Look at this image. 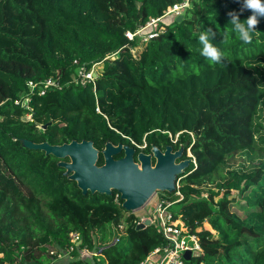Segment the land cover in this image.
I'll return each mask as SVG.
<instances>
[{
  "label": "trees",
  "instance_id": "obj_1",
  "mask_svg": "<svg viewBox=\"0 0 264 264\" xmlns=\"http://www.w3.org/2000/svg\"><path fill=\"white\" fill-rule=\"evenodd\" d=\"M183 1L0 0V264H53L58 252L73 254L60 264H141L163 239L153 222L136 229L133 212L117 233L126 209L116 190L83 193L59 158L21 138L90 139L98 164L106 141L136 152L183 145L190 162L172 211L202 248L186 263L264 264V161L233 164L264 147V16L245 44L228 23L230 11L251 15L243 0H188L179 20L163 15ZM152 17L165 27L143 44L125 34ZM205 28L225 53L221 64L200 54ZM93 64L101 70L81 80L78 68ZM47 79L58 85L44 87Z\"/></svg>",
  "mask_w": 264,
  "mask_h": 264
},
{
  "label": "water",
  "instance_id": "obj_2",
  "mask_svg": "<svg viewBox=\"0 0 264 264\" xmlns=\"http://www.w3.org/2000/svg\"><path fill=\"white\" fill-rule=\"evenodd\" d=\"M179 13L176 19L179 20ZM95 75V73H94ZM30 118L25 115L24 119ZM44 124L42 127L44 128ZM25 147L44 150L45 154H53L57 164L64 167L63 174L76 181L83 193L101 192L111 194L116 190L122 198V206L132 210L142 206L154 192L161 190L171 192L175 188L178 175L185 170L190 158H181L183 145L177 149L168 144L164 150L153 144L150 152L138 151L129 144L106 141L101 149L103 162L97 163L99 149L90 139L50 143L21 138ZM123 152V155H114ZM154 158V161L152 160ZM150 223L149 218L137 222L136 229ZM198 250H185L183 256L190 260L198 255Z\"/></svg>",
  "mask_w": 264,
  "mask_h": 264
},
{
  "label": "built area",
  "instance_id": "obj_3",
  "mask_svg": "<svg viewBox=\"0 0 264 264\" xmlns=\"http://www.w3.org/2000/svg\"><path fill=\"white\" fill-rule=\"evenodd\" d=\"M181 3H175L169 8H171V10H175L177 7H179L178 5ZM167 10L165 12H168ZM158 19L159 17H152L148 21H146L145 24L140 25L134 31L129 29L126 30L125 34L129 38H133L135 35H138L139 43H142L148 38L155 36L158 31L162 30L155 29L153 27L154 24L158 21ZM149 26H152V30L147 32L145 29ZM93 67L94 64L90 69H86L83 65H81L78 68L79 78L81 80L92 79L95 73ZM36 83L37 82L32 81L28 82V85L30 86L31 90L35 88ZM40 83L44 87L50 85H58V83H56V81L53 79H47L41 81ZM38 92L43 93L44 88L42 86L38 87ZM24 102H26V98L24 99ZM187 151L189 152V154L187 155L191 156V159L195 162V158L192 155L189 147L187 148ZM172 191L174 193V198L166 192L165 194H161L158 199L157 197L154 199L155 204L148 218L150 219V223L153 222L156 224L158 230L161 232L163 239L159 245L155 246L148 252L146 257L141 261V264H147L154 257V264H187L186 259L183 256L185 250H198L199 252H201L202 250L198 233L196 231H191L190 227L188 225H185L183 221H181L180 217H175L172 209L170 208L174 202L180 200L183 197L179 189V178H177V180L175 181V188ZM156 193L157 191L153 194H155L156 196ZM117 195H119V193H117ZM69 238L75 243H78L80 241L79 233L75 231L69 233ZM4 264L17 263L6 262Z\"/></svg>",
  "mask_w": 264,
  "mask_h": 264
},
{
  "label": "rangeland",
  "instance_id": "obj_4",
  "mask_svg": "<svg viewBox=\"0 0 264 264\" xmlns=\"http://www.w3.org/2000/svg\"><path fill=\"white\" fill-rule=\"evenodd\" d=\"M187 3H188V0H184L181 4H179L178 6L179 7H177L175 10H171V8H169L167 11L168 12H165L164 13V16L168 19V20H170V19H172L173 18V16H175V15H178L179 13H181V14H183L182 13V11L184 12V10H185V6L187 5ZM171 10V11H170ZM178 12V13H177ZM3 13L6 15V12H4L3 11ZM160 22V21H159ZM159 22H156L155 24H154V28L156 29V28H158V29H163L165 26L163 25V24H160L159 25ZM147 32L148 31H151L152 30V26L150 27H148V28H146L145 29ZM143 44V43H142ZM141 49V45L139 44V45H137V46H134L133 48H132V51H133V53L135 54V55H137V52H139V50ZM93 70L95 71V72H98V71H100L101 70V66L100 65H94V67H93ZM143 145H141L140 147H142ZM263 146H264V143H263ZM256 150H255V154H254V156H252V157H250V156H248L247 154H245V153H239V154H237L236 155V157H235V162L233 163L234 164V166L235 167H237V166H240L242 163L245 165V166H254L255 164H257L259 161H264V147H256L255 148ZM142 151V150H141ZM135 153H137V152H135ZM187 154H189V152L187 151ZM248 168V167H247ZM250 168H253V167H250ZM155 193V192H154ZM166 193V191H161V190H158L157 191V193H156V196H155V194H152V196L142 205V206H140V207H137V208H135V209H132V210H126L125 211V213H124V215L122 216V217H120V219H119V223L118 224H115L116 225V228H115V230L117 231V233L118 232H124V230H125V225H126V221H125V219H124V216L126 215V214H128L129 212H133L136 216H137V222H140V221H143V219H145V218H148V216H149V214H151V212H152V208H153V206H154V199L157 197V199L159 198V196L161 195V194H165ZM233 195H235L236 193H235V191H233ZM171 209L173 208V205H171V207H170ZM232 209H236L238 212L240 211V209L239 208H237L236 206H233L232 207ZM202 227H205V228H210V225L208 224V222H204V223H202ZM201 228V226H198L197 227V229L199 230ZM112 239H113V237H112ZM48 248H49V251H51V250H54V249H52L53 247L52 246H50V245H48L47 246ZM89 253H90V251H88V250H86V249H82L81 250V255L82 256H86V257H88L89 256ZM71 258V257H73V254H71V253H68L66 256H63V255H61L59 252H58V254L56 255V257L53 259L54 260V262H53V264H60V263H62L63 262V260H64V258ZM154 260H155V257L154 258H152V260L150 261V262H148L147 264H153L154 263Z\"/></svg>",
  "mask_w": 264,
  "mask_h": 264
},
{
  "label": "clouds",
  "instance_id": "obj_5",
  "mask_svg": "<svg viewBox=\"0 0 264 264\" xmlns=\"http://www.w3.org/2000/svg\"><path fill=\"white\" fill-rule=\"evenodd\" d=\"M242 7L250 10L251 15L242 20L236 12L230 11L228 23L232 26L231 32L235 33L240 41L248 44L252 42L253 33L257 32L258 17L264 16V0H243ZM214 35L212 28H205L196 35V38L201 45V56L211 64H221L226 56L224 51L213 43ZM223 40L227 43L228 36L225 35Z\"/></svg>",
  "mask_w": 264,
  "mask_h": 264
},
{
  "label": "flooded vegetation",
  "instance_id": "obj_6",
  "mask_svg": "<svg viewBox=\"0 0 264 264\" xmlns=\"http://www.w3.org/2000/svg\"><path fill=\"white\" fill-rule=\"evenodd\" d=\"M159 148H160V147H159ZM164 148H165V147L160 148V149H161V150H164ZM173 149H174V148H173ZM182 154H183V152H182ZM135 155H136V154H135ZM152 160L154 161V158H152Z\"/></svg>",
  "mask_w": 264,
  "mask_h": 264
}]
</instances>
